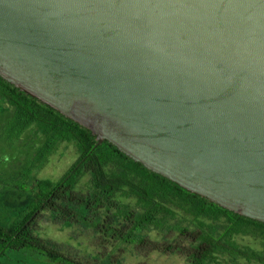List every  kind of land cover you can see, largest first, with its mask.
I'll list each match as a JSON object with an SVG mask.
<instances>
[{
	"label": "water",
	"instance_id": "1",
	"mask_svg": "<svg viewBox=\"0 0 264 264\" xmlns=\"http://www.w3.org/2000/svg\"><path fill=\"white\" fill-rule=\"evenodd\" d=\"M0 76L264 223V0H0Z\"/></svg>",
	"mask_w": 264,
	"mask_h": 264
},
{
	"label": "trees",
	"instance_id": "2",
	"mask_svg": "<svg viewBox=\"0 0 264 264\" xmlns=\"http://www.w3.org/2000/svg\"><path fill=\"white\" fill-rule=\"evenodd\" d=\"M0 99L12 107L17 129L36 124L45 136L42 155L71 141L78 156L57 181L32 178L30 204L9 225H0V255L30 248L52 264H121L118 252L178 254L187 264H264V223L190 192L133 160L107 140L66 118L0 76ZM41 155V154H40ZM88 175L83 189L79 179ZM43 217L78 226L97 238V254L36 233ZM250 236L263 247L239 241ZM72 249V250H71Z\"/></svg>",
	"mask_w": 264,
	"mask_h": 264
},
{
	"label": "rangeland",
	"instance_id": "3",
	"mask_svg": "<svg viewBox=\"0 0 264 264\" xmlns=\"http://www.w3.org/2000/svg\"><path fill=\"white\" fill-rule=\"evenodd\" d=\"M12 107L0 99V225H9L16 216L25 213L30 204L26 189L30 179L59 180L78 156L71 141H58L50 152L42 155L45 136L40 127L30 124L17 129L12 120ZM41 154V155H40ZM88 175L79 179L78 187L85 188ZM36 233L59 243L69 244L81 254H97V238L91 231L78 226H64L41 217ZM254 247H263L260 239L246 236L238 239ZM71 249V250H72ZM121 264H187L178 254L148 252L138 254L130 248L118 252ZM0 264H52L30 248L5 249Z\"/></svg>",
	"mask_w": 264,
	"mask_h": 264
}]
</instances>
